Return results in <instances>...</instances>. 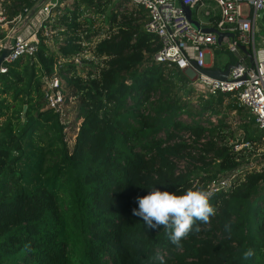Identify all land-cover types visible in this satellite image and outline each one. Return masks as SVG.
Returning <instances> with one entry per match:
<instances>
[{"label": "trees", "instance_id": "1", "mask_svg": "<svg viewBox=\"0 0 264 264\" xmlns=\"http://www.w3.org/2000/svg\"><path fill=\"white\" fill-rule=\"evenodd\" d=\"M73 1L107 13L100 68L84 77L71 61L87 24L75 10L60 19L57 50L42 43L0 74V264H264V166L202 198L217 176L252 162L224 132L225 111L245 108L233 94H200L175 63L157 62L162 42L145 29L144 9ZM30 3L14 0L11 16ZM212 50V69L238 62L224 43ZM61 60L78 104L72 146L42 87ZM254 126L250 114L244 140L256 151Z\"/></svg>", "mask_w": 264, "mask_h": 264}, {"label": "built area", "instance_id": "2", "mask_svg": "<svg viewBox=\"0 0 264 264\" xmlns=\"http://www.w3.org/2000/svg\"><path fill=\"white\" fill-rule=\"evenodd\" d=\"M13 1L0 0V57L8 50L0 64V74H6L11 66L23 58H34L42 43L52 50L58 49L65 39L61 33L65 27L59 26L60 19L67 15L71 20L75 10L79 19L87 24L80 41L81 50L72 56L71 61L78 67L83 61L89 62L87 74L100 68L102 58L98 57L95 50L97 44L109 35L107 13L97 12L94 5L76 8L73 0H30V5L23 4L12 17ZM130 1L145 10L148 19L145 29L156 34L162 42L161 49L155 55L157 62L175 63L184 71L190 70L191 86L204 96L233 94L237 98V106L248 110L254 116L259 130L264 132V44H256L255 19L260 12H264V0H212L220 9V20L215 28L237 36L235 39L228 36L223 38L228 49L239 57L238 65L231 69L227 80L213 78L200 70L207 67L208 51L219 44V36L196 28L184 12V6L193 9L207 0ZM67 7L71 8L70 12L66 10ZM245 7L247 13L244 12ZM87 35L90 39H85ZM241 45L252 46L255 56L253 65L247 64L240 57ZM64 62L65 60L59 61L57 71L42 78V87L47 105L60 115L66 133L73 127V122L69 121L67 111L68 91L65 78L59 73ZM259 140L264 143V136ZM231 146L234 153L248 155L250 150H254V144L241 137ZM249 166L250 163L226 175L217 176L208 185L202 198L231 190L240 180V173Z\"/></svg>", "mask_w": 264, "mask_h": 264}, {"label": "rangeland", "instance_id": "3", "mask_svg": "<svg viewBox=\"0 0 264 264\" xmlns=\"http://www.w3.org/2000/svg\"><path fill=\"white\" fill-rule=\"evenodd\" d=\"M117 1L120 2V5H117L115 4ZM111 8L112 10H109L108 13L111 11H116V12H120L124 9H136L138 7H136L130 0H111ZM122 4V6H121ZM244 12L247 13V8L245 7L244 8ZM259 29V27H258ZM105 30H107V26L105 27ZM258 35L261 37L263 36V32L262 34L258 33ZM257 37V40L259 41L260 40V37ZM56 46L53 47V49H55ZM57 50V49H56ZM226 57H228V55H222L220 58L221 59H225ZM90 66V63L87 62V61H83L79 67L80 69L79 70V74L81 76H84L86 77L87 76V69L86 68H89ZM197 96L195 95V98H194V102L197 103ZM233 101L231 98H226V104H228L229 102ZM77 101L72 98V97H69L68 100H67V111H68V115H69V121L72 120L73 122V127L72 128H69L68 131L66 132V138L68 139L69 143L71 144V146L73 145L74 143V138H75V135L77 134V128H75V124L74 122L76 121V118H77ZM229 113L227 111H225L226 113L223 114V119H224V122H225V125H226V128H225V131L226 133H228V137H229V144H233V143H236V140L238 139V137H240L241 135H244L245 134V130L243 128V123L241 122V117L238 113H233L232 110L228 109ZM246 112V111H245ZM184 119L186 120H189V118H187L186 116L183 117ZM220 118V117H219ZM215 120L216 123L218 122V117L217 116H213L212 117V120ZM77 126V125H76ZM69 127V125H68ZM256 129V128H255ZM258 135H261L258 131V129H256ZM242 138V137H241ZM260 142H262L261 140H259V145H261V147H256L258 148L256 151H255V148L254 150H250L251 153H253V156H251L250 160L252 161V163H250V166L248 168H245L241 173H240V176H243L246 171H250V170H254V169H257V170H261L264 166V162L263 163H260L263 159H264V145L263 144H260ZM255 147V145L253 146ZM257 153V154H254ZM250 154V153H249ZM260 154V155H259ZM247 155V154H246ZM182 166V165H181Z\"/></svg>", "mask_w": 264, "mask_h": 264}, {"label": "crops", "instance_id": "4", "mask_svg": "<svg viewBox=\"0 0 264 264\" xmlns=\"http://www.w3.org/2000/svg\"><path fill=\"white\" fill-rule=\"evenodd\" d=\"M84 5L85 4L79 5V7H82ZM192 11H193L194 19H196V20H198L200 22L202 29L203 28H208V27H210V28H215L216 27L215 24L217 25V21L215 20V18L219 17V15H220V9H219L218 5L216 4V2H214L212 0H207L203 4L193 8ZM255 19H256V41H257L256 44H257V46H260L261 44L262 45L264 44V35L261 36V37L258 35V33L262 34V32L264 34V12H260L257 16H255ZM258 27H259V29H258ZM222 33H229L230 34V32H222ZM232 34H234V33H232ZM234 35H235L234 37H231L230 35H225V36H228L231 39H235L237 36H236V34H234ZM258 36L260 37L259 41L257 40ZM223 43L225 44V42L222 41V43L220 45H222ZM241 46H245L247 48L248 52H244L242 50ZM241 46H240V50H239L240 57L243 58L244 61H246V57L243 54V53H246L247 54L246 56L248 58L247 61L250 63L249 65H253L254 62H255V56H254V62H251V59H250L249 54H248V53H251V54L254 55L252 46H246V45H241ZM249 50H252V51L250 52ZM241 51H243V53ZM215 58L216 57H215V55L213 53V50L211 49L210 51H208V55H207V63H208V65H207L206 69H212L213 68V64H214ZM247 61H246V63L248 64ZM232 64H235V63H232ZM221 70H226V68L225 69H221ZM185 72H186V74L189 77H191L192 72L190 70H185ZM232 112L233 113H238L240 115L241 122L243 123V125L249 124V118H250V114L251 113L248 110H246V109L244 110L243 109L242 110V114H240L236 110H233ZM212 121H214V120H212ZM254 128L258 129L259 133L261 134V135H259V138H262V136H264V132L259 130V128L256 125V121H255ZM240 137H242V139L244 140L245 134L241 135ZM262 143L263 142H260V144H262Z\"/></svg>", "mask_w": 264, "mask_h": 264}, {"label": "water", "instance_id": "5", "mask_svg": "<svg viewBox=\"0 0 264 264\" xmlns=\"http://www.w3.org/2000/svg\"><path fill=\"white\" fill-rule=\"evenodd\" d=\"M46 1V0H44ZM184 12L185 14L187 15L188 19L192 22V24L196 27V28H201V24L198 20L194 19L193 17V11L192 9L189 7V6H184ZM204 31H207V32H214L216 34H218L219 36V44L222 43L223 41V38L225 37V35H230L231 37H234L235 35L232 34V33H222L220 32L218 29L216 28H203ZM242 50L244 52H248L247 51V48L245 46H241ZM8 53V50H5L3 52V54L1 55L0 57V64L3 60V58L7 55ZM249 54V57L251 59V62H254V55L251 54V53H248ZM238 64L235 63V64H230L226 70H221V69H206V68H200V70L206 74H208L209 76L213 77V78H216V79H220V80H227L228 79V76L231 72V69L232 68H235Z\"/></svg>", "mask_w": 264, "mask_h": 264}]
</instances>
